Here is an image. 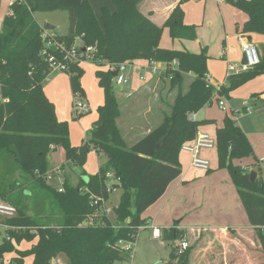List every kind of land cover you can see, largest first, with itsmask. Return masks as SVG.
<instances>
[{
    "label": "trees",
    "instance_id": "1",
    "mask_svg": "<svg viewBox=\"0 0 264 264\" xmlns=\"http://www.w3.org/2000/svg\"><path fill=\"white\" fill-rule=\"evenodd\" d=\"M115 11L102 8L101 20L89 0H14L0 31V197L14 204L17 215L4 223L6 237L0 243L1 264H52L59 256L66 264H116L127 262L130 252L119 245L121 240L136 241L140 226L147 225L143 213L155 204L171 183L182 175L179 159L182 146L191 143L202 125L213 120H191L189 115L200 111L214 99L230 97L231 92L245 82L264 74V45L261 61L250 70L233 74L217 93L207 86L208 51L161 46L163 30L168 27L173 39L195 40L196 27L184 22V9L179 3L164 24L159 26L139 9L142 0H113ZM248 15L241 33L264 35V0H228ZM75 10L76 29L73 34L53 35L35 18L38 11ZM48 30V31H47ZM48 32L46 38L43 37ZM82 40L80 50L97 47V57L112 63H134L155 60L176 67L164 73L170 77V90H176L173 103L164 112L162 121L137 143L128 147L119 127L121 106L114 89V77L107 69L97 71L98 83L105 101L98 107V118L81 145H72L67 121L57 117L55 104L47 97L43 84L52 71L49 54L58 59L56 47L47 48L49 40L68 46ZM75 92L83 93L81 64L73 62L68 70ZM192 73L188 89L184 82ZM84 94V93H83ZM85 95V94H84ZM216 145L219 167L227 168L236 184L251 223V233L257 244L260 264H264V180L251 181L250 171L234 163V159L253 156V147L237 121L227 116L217 129ZM64 146L67 162L61 165L80 167L78 184L65 178L63 191L48 183L53 170L49 154ZM91 147L107 156V163L95 174L84 168ZM13 164H10V163ZM121 181V201L115 207L117 223H113L103 204H93L95 198L108 199L107 173ZM18 178H13L14 174ZM229 231L234 232L232 229ZM193 233L188 235L189 239ZM185 230L163 229L165 240L177 241ZM200 239V237L198 238ZM188 244L181 253L173 245L172 262L195 264L193 249L198 241ZM30 242L29 248L21 244ZM197 264V262H196Z\"/></svg>",
    "mask_w": 264,
    "mask_h": 264
},
{
    "label": "crops",
    "instance_id": "2",
    "mask_svg": "<svg viewBox=\"0 0 264 264\" xmlns=\"http://www.w3.org/2000/svg\"><path fill=\"white\" fill-rule=\"evenodd\" d=\"M13 1L14 0H0V31L2 29L5 17L11 12L10 6ZM89 1L100 21H102L101 14L103 7H108L111 11L116 10V6L113 0ZM181 1L182 0H142L139 3V9L154 23L159 26H164L174 8L179 3H181ZM182 7L184 9V22L188 25H194L196 27L197 38L195 40L173 39L176 47L175 49H187L191 52L197 53L206 48L209 55L208 73L212 76V82L217 83L218 75H221V77H223V72L225 70V81L223 82V84H225L227 82L226 74L229 64L240 62L244 58L240 37L243 35L241 33V30L244 23L248 19V15L244 11L231 4V2H229L228 0H184L182 2ZM72 9H70V11H72ZM74 19L76 23V18ZM53 29H57V27H53ZM53 29H48L51 34L62 35L55 31L52 32L51 30ZM165 29H168V27H166ZM252 34L253 33L246 36L247 39L251 42H253V38L251 36ZM254 35L256 34H253V36ZM255 39L259 40V42L264 45V35L261 36L259 34ZM76 42L77 44L82 45V40L80 38H77ZM161 46H163L162 40ZM256 46L258 47L257 44ZM258 49L261 52L262 49L259 47ZM149 64L150 63L148 60H137L134 63H130L126 69V72H128V74H126V76L128 77V82L126 84L119 85L121 87L123 86V91L125 92L124 96L126 99L124 104H121L119 102L122 110V115L119 118L118 123L123 135L124 131L122 125L120 124V119L122 118L123 121L126 120L124 119V116L131 113L132 109H135L137 107L139 101L142 98L141 96L143 95V92L146 93L145 91L147 89L151 88L152 91H154L155 95H158V97L164 102L165 108L159 110L161 120L163 118L164 112L170 111L168 104L171 105L175 98L176 90L170 91V78L164 73L157 75L152 73ZM219 66L223 67L222 72H219L217 70V67ZM101 68L104 69L103 66H99L95 71L97 81V71ZM132 73L133 75L139 76L141 80L145 82V85L140 87L132 85ZM193 77L194 75L190 73L187 76V79L191 80ZM254 81L256 82L254 83ZM261 81L264 82V79L261 78ZM57 82H59V80ZM257 86L258 80L251 81L249 84V88H244L247 89L246 94H250L251 92L256 90L258 88ZM101 89L103 91L104 98H102L99 103L102 102L103 104L105 101V94L103 88ZM127 92H131L132 95L127 96ZM134 97L136 98L134 99ZM212 104L213 102H211L209 105ZM251 105L252 109L248 112H250L252 115V112L254 111V105ZM88 106L90 107L89 103ZM241 108L247 111L245 104H242ZM125 109L127 111H124ZM201 110L196 112L197 120H201ZM88 112H90V108ZM238 113L240 112L238 111ZM97 118L93 121L92 127ZM213 121L214 122L211 124H216V121ZM206 125H204V127L208 128L209 126ZM133 126V129H143V126H140L139 124L137 125L135 121ZM244 126L245 124L242 122V125H240V127L246 133L254 150L253 156L249 157L254 158L255 161H258L260 164L261 158H264V131L260 130L257 132H252L249 129H246ZM201 127L198 131L208 133L206 131H202ZM218 128L221 127H217V129ZM151 130L152 129L150 128L144 131L142 136L146 135ZM89 132L90 130L86 131V137H89ZM140 133L141 132H139L138 134ZM208 134L210 135V133ZM86 139H83L79 145H81ZM216 148L217 145L212 149H203L201 151V156L207 159L210 163V168L208 170L197 168L192 165L191 152L186 150H182V152H180L179 159L182 166V175L180 176V178L171 183L166 193L155 204L151 206L148 213L147 226L144 229H150L152 231V237V225L157 226L162 230V237H153V239L163 238L164 228H177L179 230H185V237H188L190 233L195 234L196 232H201L203 234L205 233V231L226 233L230 229H232L233 231L242 232L251 229L249 217L245 211L243 201L239 194L238 188L232 179L230 171L228 170V173L226 170H212V163L210 162L211 158L206 151L215 150ZM245 158L248 157L234 159V163ZM63 164L65 163L59 162L58 164L53 165L52 168L53 170H55L57 167ZM69 167L72 168L75 166L66 165L64 168H62L65 178H69L67 171V168ZM85 170L88 174H91L86 167ZM261 178L263 179L264 176H261ZM1 222L2 220L0 218V224ZM246 259L248 262L251 261V258L248 255ZM59 261L64 264L62 260L59 259Z\"/></svg>",
    "mask_w": 264,
    "mask_h": 264
},
{
    "label": "rangeland",
    "instance_id": "3",
    "mask_svg": "<svg viewBox=\"0 0 264 264\" xmlns=\"http://www.w3.org/2000/svg\"><path fill=\"white\" fill-rule=\"evenodd\" d=\"M35 18L42 26L46 27L47 25H51L55 28L57 27V29H53L51 31L58 32L62 35L73 34L76 29L74 9H72V11H70V9L38 11L35 13ZM253 34L256 35L253 36ZM253 34L251 35L253 42L262 49L263 45L261 42L255 39L258 37L259 33ZM260 35L263 36L262 34ZM161 40L163 47L165 46V48L170 49L176 48L169 28L163 30ZM65 45L70 48L74 44L68 46L65 43ZM59 54H61V51H59ZM73 62L81 64L83 69V73L80 77V86L83 90V93L86 94L84 95L85 101L90 105V112H85L82 114L75 113V103L77 98H75V90L72 86L70 71L52 70L48 77L44 80L43 88L47 97L56 106L58 119L68 122L70 127V141L72 145L78 146L83 139L88 137H86V131L92 129V123L97 118V107L102 104V102L99 103V101L104 98V95L101 87L98 84L95 74V71L99 65L91 62ZM73 62H71V64ZM217 70L222 72L223 67L219 66L217 67ZM225 73L226 72L224 70L223 77L218 75V82L214 83L215 85L223 84L225 81ZM125 74H128V72H125ZM263 75L264 74L258 75L255 78L240 85L231 92L230 97L221 96V99L225 102V106L223 108L220 106L219 100L216 98L214 99L212 105L208 104L204 106L201 110L200 119L215 120L216 124L206 125L209 126L208 128H205L203 125L201 130L210 133L211 137L216 139L217 127H222L225 118L230 116L234 118L239 125H242L243 122L245 124L244 127L252 132H257L260 130L264 131V82L261 81V78L264 79ZM131 78L132 85L138 87L145 85V82L142 81L139 76L133 75V73ZM58 80L59 82H57ZM253 80H258V88L250 94H246L247 89L244 88H249V84ZM255 82L256 81H254V83ZM189 83L190 79H186L184 90L188 89ZM114 89L119 102L124 104L126 99L124 96L125 92L123 91V86L121 87L115 82ZM145 92L146 93L143 92V95L141 96L142 98L139 101L137 107L132 109L131 113L126 114L127 117L124 116V119L126 120L123 121L122 118L120 119V124L123 127L124 136L128 147L141 140L144 137V135L142 136L144 131L150 128L153 129L158 124H160V121H162L159 110L165 108L164 102L158 97V95H155L151 88L147 89ZM135 98L136 97H134V99ZM1 99L2 96L0 93V100ZM245 101H249L250 104L254 105V111L252 112V115L250 112L241 108ZM124 111L127 110L125 109ZM238 111L240 113H238ZM134 121L137 123V125L139 124L140 126H143V129H133ZM139 132L141 133L138 134ZM90 134L91 131L89 132V137ZM206 152H208L210 155L212 170L219 169L221 171L226 170L228 172L227 168L220 169L219 167L217 148L215 150ZM107 161V156L103 152L97 151L94 147H91L87 153V160L84 168L86 167L91 174L97 173L99 169L107 163ZM59 162H67L66 150L62 145L53 149L49 154V165L51 168L53 165H56ZM10 164L13 163L11 162ZM235 164L247 168V170L250 172H258L260 178L261 176H264V162L259 164V162H256L252 157L238 160L235 162ZM80 170L81 169L79 166L67 168L71 183L78 184ZM49 174H51V172ZM12 177L18 178V174L16 173ZM48 183L54 186H59L57 179L48 180ZM107 184L110 185L111 182L107 181ZM122 193V188L117 187L116 191L111 192L107 199V207L109 209L108 216L113 223L118 222L115 207L121 201ZM150 208L143 213V218L148 219ZM1 220L5 219L1 218ZM6 237L7 231L3 225L0 224V243ZM199 237L200 239H198ZM197 239L199 240L198 245H196V248L193 249L192 253V259H194L195 264L196 262L197 264H260V255L256 249L257 244L254 241L251 233L248 231H228L226 233L205 231L204 234L201 232H196L191 239H189V237H185L183 240H186L188 244L192 245V243L197 242ZM179 241L181 240L174 242L172 240H165L164 238L153 239L152 231L150 229H143L140 232L134 253L131 255L129 261L118 262L117 264H171V255L174 247L173 245L176 246V251L181 253L178 245ZM30 245V242H24L21 244V247L27 249L30 247ZM247 255L251 258V261L249 262L246 259ZM59 259L62 260L64 264L67 263V259L64 256H59L55 260ZM27 260L28 263H32L33 261L32 257L28 258ZM174 262L175 263L173 264H180V259H176Z\"/></svg>",
    "mask_w": 264,
    "mask_h": 264
},
{
    "label": "built area",
    "instance_id": "4",
    "mask_svg": "<svg viewBox=\"0 0 264 264\" xmlns=\"http://www.w3.org/2000/svg\"><path fill=\"white\" fill-rule=\"evenodd\" d=\"M47 31H45V33L43 34L44 38L48 36ZM240 42L242 45L244 58L240 62L229 64L228 69H227V74H226L227 78L233 74H238L240 72L250 70L257 64H259L261 61L260 50L258 49L256 44L248 40L247 37L244 35L240 37ZM46 45H47V48H50L53 46L56 47V49L61 51V53L64 55L63 59H58L55 54L53 53L49 54L48 60L51 63L52 70L68 71L70 69L71 62L73 61H78L80 63L90 61L99 66H103L105 69L110 70L111 72L117 71L118 74L117 76L114 77V82H116L118 85H123L128 82V77L126 76L125 72H126L127 66L130 63L124 62V63L117 64V63H112L108 61L107 59L99 58L97 57L98 49L95 46L85 47L84 50H80L79 45L74 44L70 48H68L64 42H60L57 40H49L46 43ZM149 63H150L149 67L152 73L157 75V74L166 73V71L169 70V68L176 67L179 62L175 59L174 61H172L171 64L162 63V62H158L155 60H149ZM205 77H206L207 86L214 87L216 93L221 90L222 85H215L212 82V76L208 72L206 73ZM126 95L131 96L132 93L127 92ZM75 98H77L76 99L77 101L75 103V113L82 114V113L88 112L89 106H88V103L85 101L84 94L79 91L75 92ZM219 104L222 108L225 106V102L222 99L219 100ZM244 104H245L247 111H250L252 109V105L250 104L249 101H245ZM189 118L191 120H197L196 112L191 113L189 115ZM215 146H216V141L214 138H212L208 133L198 131L193 142L184 144L182 146V150L191 152L193 166L208 170L210 168V163L207 159L201 156V151L203 149H212ZM260 161L264 162V158H261ZM49 173L46 176L47 180L57 179L59 182V186L57 187L59 191H63V184L65 181V176L63 173V169H61V166L51 171V174ZM106 177H107V181L111 182L110 185L107 184L106 191L108 193L116 191L117 184L120 183L121 178L115 177L112 172L107 173ZM106 202H107V199H105L104 197L95 198L93 200V204L95 205H99L100 203H102L103 209H105L106 212L109 213V209L106 206ZM17 212H18L17 208L14 204L0 197V218H4V219L12 218L17 215ZM1 225H3V227L6 230L12 228L11 226L4 223V220H2ZM146 226H140L138 228L139 233L133 234V237L137 238L136 241L121 240L119 242V245L122 246L123 249L130 252V257L134 253V249L139 239V234L141 230H143ZM152 230H153L154 238L162 237V230L159 227L152 225ZM7 237L10 238L9 235H7ZM183 239L184 238L180 239L181 241H179V244H178L180 248V252L186 250L189 246L188 242ZM3 262L4 260L0 258V264ZM52 264H62V263L59 260L54 259Z\"/></svg>",
    "mask_w": 264,
    "mask_h": 264
},
{
    "label": "water",
    "instance_id": "5",
    "mask_svg": "<svg viewBox=\"0 0 264 264\" xmlns=\"http://www.w3.org/2000/svg\"><path fill=\"white\" fill-rule=\"evenodd\" d=\"M47 29H53V26H51V25H47ZM117 74H118L117 71L112 72V76H113V77L117 76ZM250 175H251V181H252V182H255L256 179H257V177H258V173H257L256 171H251V172H250Z\"/></svg>",
    "mask_w": 264,
    "mask_h": 264
}]
</instances>
